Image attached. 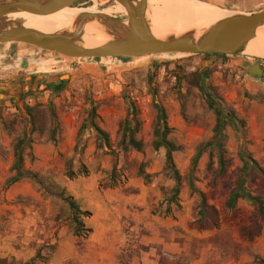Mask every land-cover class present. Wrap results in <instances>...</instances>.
<instances>
[{
  "label": "rangeland",
  "instance_id": "374dc122",
  "mask_svg": "<svg viewBox=\"0 0 264 264\" xmlns=\"http://www.w3.org/2000/svg\"><path fill=\"white\" fill-rule=\"evenodd\" d=\"M119 6L89 0L75 8L122 19ZM263 9L260 4L254 11ZM48 53H39L31 68L13 55L0 62V264H80L83 257L93 264H259L264 216L246 199L234 209L225 203L243 166L241 153L264 171V77L246 73L250 64L264 69V61L205 55L74 60ZM195 72L201 89L187 79ZM55 77L63 78L51 88L46 81ZM129 102L139 112L135 137L146 145L143 152H125L118 144ZM214 104L234 118L224 123L222 172L212 147ZM33 106L54 118L43 128L32 126L26 108ZM158 107L167 139L177 148L173 161L182 187L176 202L166 151L152 145ZM93 124L109 136L111 147ZM18 139L24 140L23 171L31 177L7 186ZM141 165L152 176L149 184L136 175ZM244 188L264 200V176L256 169ZM110 192L119 193L118 200L105 196ZM139 195L147 199L146 216L144 209L135 212ZM69 197L87 214L77 216L84 224L80 233L91 231L86 238L69 229ZM140 221L146 222L142 231Z\"/></svg>",
  "mask_w": 264,
  "mask_h": 264
},
{
  "label": "water",
  "instance_id": "95a60500",
  "mask_svg": "<svg viewBox=\"0 0 264 264\" xmlns=\"http://www.w3.org/2000/svg\"><path fill=\"white\" fill-rule=\"evenodd\" d=\"M87 1L15 0L0 3V45H27L74 60L144 59L166 55L235 57L244 56L248 43L264 28V11L243 13L215 5L226 12L227 16L209 28L156 38L151 32L148 0H112L125 10L124 19L104 13L85 12L75 18L69 29L52 34L27 29L16 18L24 13L49 15L66 8H75ZM88 25H94L107 41L94 48L84 47L81 39ZM246 73L256 80L264 77L263 67L259 64L247 67ZM62 78H50L46 83L53 87Z\"/></svg>",
  "mask_w": 264,
  "mask_h": 264
},
{
  "label": "trees",
  "instance_id": "16d2710c",
  "mask_svg": "<svg viewBox=\"0 0 264 264\" xmlns=\"http://www.w3.org/2000/svg\"><path fill=\"white\" fill-rule=\"evenodd\" d=\"M3 2H5V0H0V3H3ZM205 57L220 58V59L229 58L228 56H225V55H205ZM187 79L189 80L190 85H193L201 89L200 87L201 74L200 73L195 72V73L189 74L187 76ZM128 106L129 107H128L127 117L123 122L120 123L119 130L117 132L121 134V138L118 144L121 147V149L125 152L129 150H134L136 152H143L146 145L143 144L142 141L137 140L135 137L136 134L140 130V122L138 118L139 112L134 102H129ZM211 107L212 109H214L217 115V123L214 128L216 141L212 144V147L214 150L218 152V163L221 167V172H222L225 167V162H224V139L225 138L223 136V129L225 126L224 123L227 119L231 120L234 118L230 112H227L220 105L217 106L216 104H214ZM157 109H158L157 125L154 126V135L157 138V140L153 141L152 145L155 149L163 148L166 151L165 169L169 171L172 179L175 182V185L171 190L172 191L171 201L176 202L178 200L181 187H182V176L180 175L179 171L176 169V166L173 161V154L177 151V148L174 146L172 142H170L167 139L169 129L165 122V115L163 113V110L160 107H158ZM26 112L30 118L31 125L32 126L38 125L41 128H43L45 123L49 121L48 118H51V119L54 118L50 114L49 115L46 114L45 111L41 110L39 106L27 107ZM160 123H162V126L160 125ZM92 127L95 130V132H97L101 140H103L105 145L107 147H111L109 136L96 124H93ZM23 145H24V140L18 139L16 140V142H14L13 163L11 167V172L13 173V175L7 180L6 182L7 186L18 184L25 178L31 177V176H28V174L25 171H23V162H24ZM197 159L198 157L194 159L192 169H194V165ZM240 159H241L243 166L240 169V175L237 179L235 189L229 195V198L227 199L225 206L227 209H234L236 207L238 200L243 198L254 204L255 211L258 216H264V200L261 197L252 196L244 188V184L247 181V177L249 175L251 168L259 171L263 176H264V171L258 166V164L249 155L241 153ZM136 175L138 178L143 179L144 183L146 184L151 183L152 176L145 172L144 165H141L139 167ZM66 202H67L68 207L74 212V216L72 219L73 225L69 226V229L73 231V235L75 237L86 238L90 234L91 231L86 230L85 234H81L80 229L83 228L84 224L77 217L80 214L85 215L86 213H83L81 211V209L79 208L75 200H73L71 197L67 198ZM259 264H264V258L259 260Z\"/></svg>",
  "mask_w": 264,
  "mask_h": 264
},
{
  "label": "bare ground",
  "instance_id": "6f19581e",
  "mask_svg": "<svg viewBox=\"0 0 264 264\" xmlns=\"http://www.w3.org/2000/svg\"><path fill=\"white\" fill-rule=\"evenodd\" d=\"M151 32L156 38L169 35H181L189 30H203L225 18L227 13L216 8L213 3L203 0H148ZM120 7V6H119ZM77 8H66L61 11L42 15L24 13L17 15L24 27L35 32L52 34L69 29L75 18L83 12ZM121 18H125V10H118ZM107 38L94 25L85 28L81 43L86 48H94L104 44ZM243 55L250 59L264 61V28L260 29L254 40L248 43Z\"/></svg>",
  "mask_w": 264,
  "mask_h": 264
},
{
  "label": "crops",
  "instance_id": "0c3cea01",
  "mask_svg": "<svg viewBox=\"0 0 264 264\" xmlns=\"http://www.w3.org/2000/svg\"><path fill=\"white\" fill-rule=\"evenodd\" d=\"M204 1L213 3L214 5H218V6H221L223 8H226V9H231V10L236 9L238 12H243V13H254V12L264 11V9L259 10V11H254V8L259 6L260 4H264V0H204ZM254 1H255V3H254ZM261 2H263V3H261ZM247 6H250V9H248ZM11 45H16V46L14 48V46H11ZM20 45H22V44L10 43V44L0 45V47H2L0 49V62L5 61L6 59L10 58L12 55L15 56V59H16L15 62H19V61L25 62L26 61L25 62L26 64H24V66L28 65L27 66L28 68H31L34 65L33 62H36L35 65L38 62H40V59L36 58V56L39 55L38 49H35L32 52L31 49H34V48H28V49L25 48V50H24V49L20 48L21 47ZM10 47H11V50H10ZM44 54L46 56V54H49V53L45 52ZM48 56L52 57L51 55H48ZM239 57L240 56L229 57V58L234 59V58H239ZM47 59L49 60V58H47ZM35 73L40 74L41 76L45 77L44 74H42V70H39L38 68H37ZM16 80L18 81V79H16ZM3 93H4L3 88L0 87V98H1V95L3 96ZM105 196H108L109 198H113L115 200H118V198L120 197L119 193H117V192H115V193L110 192ZM138 200H139V208L138 209L136 208L135 212H141V210L144 209L143 215L146 216L147 209H148L147 199L144 195H139ZM135 228H137V227H135ZM145 228H146V222L140 221L139 222V230L142 231ZM88 260H89L88 258L83 257L82 262L80 264H93L92 262H90V260L89 261ZM94 264H115V263L114 262L113 263H109V262L104 263L102 261V262L94 263Z\"/></svg>",
  "mask_w": 264,
  "mask_h": 264
},
{
  "label": "built area",
  "instance_id": "2783aa9c",
  "mask_svg": "<svg viewBox=\"0 0 264 264\" xmlns=\"http://www.w3.org/2000/svg\"><path fill=\"white\" fill-rule=\"evenodd\" d=\"M38 53H45V52L39 50Z\"/></svg>",
  "mask_w": 264,
  "mask_h": 264
},
{
  "label": "flooded vegetation",
  "instance_id": "af4514ba",
  "mask_svg": "<svg viewBox=\"0 0 264 264\" xmlns=\"http://www.w3.org/2000/svg\"><path fill=\"white\" fill-rule=\"evenodd\" d=\"M253 66V64L248 65V67ZM264 70V69H263Z\"/></svg>",
  "mask_w": 264,
  "mask_h": 264
}]
</instances>
